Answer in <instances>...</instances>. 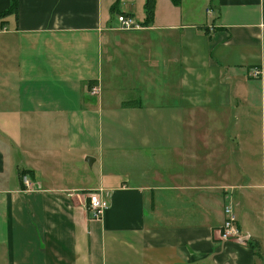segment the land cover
<instances>
[{
  "label": "crops",
  "instance_id": "obj_1",
  "mask_svg": "<svg viewBox=\"0 0 264 264\" xmlns=\"http://www.w3.org/2000/svg\"><path fill=\"white\" fill-rule=\"evenodd\" d=\"M16 1L0 20V264H264V143L242 128L264 107V0H153L151 17L148 0ZM119 14L145 26L114 31ZM224 207L247 246L220 241Z\"/></svg>",
  "mask_w": 264,
  "mask_h": 264
},
{
  "label": "built area",
  "instance_id": "obj_2",
  "mask_svg": "<svg viewBox=\"0 0 264 264\" xmlns=\"http://www.w3.org/2000/svg\"><path fill=\"white\" fill-rule=\"evenodd\" d=\"M115 22L117 28L122 32H135L143 29V25L136 21L133 17L124 14L116 15ZM253 77L257 78L260 74L253 71ZM98 90L93 88L92 95H96ZM23 185L28 189L30 188V180L28 177H22ZM108 201L102 199L98 194H90L88 196L87 212L90 220H98L102 217L104 212L108 209ZM224 221L220 229L219 239L222 243L233 242L240 246H247L250 238L246 236L238 227L234 219L231 209L224 207Z\"/></svg>",
  "mask_w": 264,
  "mask_h": 264
},
{
  "label": "rangeland",
  "instance_id": "obj_3",
  "mask_svg": "<svg viewBox=\"0 0 264 264\" xmlns=\"http://www.w3.org/2000/svg\"><path fill=\"white\" fill-rule=\"evenodd\" d=\"M166 13H167V8L165 6H160L159 7V14L161 15V14H166ZM114 31L122 32L117 27H116V29ZM105 77H107V76L105 75ZM105 82H107V81H105ZM114 82H115V85H116V87L114 89L115 90L114 93H116L117 96H113V97H117L121 101H129L130 100L129 97L133 93V90L128 88V84L126 83V81L116 78ZM112 84L113 83H111V86H112ZM98 93H99V90H98ZM96 95H98V94H96ZM252 113L254 114V117H252L250 120L246 121V120L242 119V120H244L243 123H244V126H245V127H242V128L251 129L253 131V132H251V137L255 141L257 140L256 139L257 136H256V131L255 130H258V132H259V142L257 140V144L258 143L259 144H263L264 143V107L261 109V107H259V105L255 106V108H254ZM245 123L247 125H245ZM248 137H250V136H248ZM262 163H263L262 174H264V156L262 158Z\"/></svg>",
  "mask_w": 264,
  "mask_h": 264
},
{
  "label": "trees",
  "instance_id": "obj_4",
  "mask_svg": "<svg viewBox=\"0 0 264 264\" xmlns=\"http://www.w3.org/2000/svg\"><path fill=\"white\" fill-rule=\"evenodd\" d=\"M173 2H174L175 5H178L180 0H173ZM153 6H154L153 0H148L147 4H146V10H147V15H148L147 17H151ZM16 11H17V1L16 0H12L10 8L8 10H6L5 12L0 14V20L2 18H5V17L11 15V14L16 13ZM147 22H149V18L146 20V23ZM143 25L145 26V23ZM22 174L23 175H27V173H22Z\"/></svg>",
  "mask_w": 264,
  "mask_h": 264
}]
</instances>
